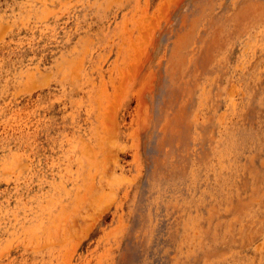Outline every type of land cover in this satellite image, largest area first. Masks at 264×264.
I'll use <instances>...</instances> for the list:
<instances>
[{
    "label": "rangeland",
    "instance_id": "374dc122",
    "mask_svg": "<svg viewBox=\"0 0 264 264\" xmlns=\"http://www.w3.org/2000/svg\"><path fill=\"white\" fill-rule=\"evenodd\" d=\"M190 1L0 0V264H264V0Z\"/></svg>",
    "mask_w": 264,
    "mask_h": 264
},
{
    "label": "bare ground",
    "instance_id": "6f19581e",
    "mask_svg": "<svg viewBox=\"0 0 264 264\" xmlns=\"http://www.w3.org/2000/svg\"><path fill=\"white\" fill-rule=\"evenodd\" d=\"M206 4H207V0H191L189 5L186 6L185 10L182 12V15L180 16V18L174 24V27L183 26V24L185 22H187L190 18L197 16L200 13V11L202 10V8H204L206 6ZM157 74H158V80L155 83V85L153 86V88H151V89H153V92L151 93V99H150L151 100V107L153 108L152 118L154 120L157 119V116L160 114L161 110L164 107H166V104L170 103V100H171L169 92L166 91V80H165V78L163 77V75L160 74V71H158ZM151 152H152L151 149L146 148V150H145L146 156H144V158H143L144 161H145V158L147 160V164H145V165L146 166L148 165V170L147 171L144 170L145 173L143 174V180L140 183V187L142 186L140 188L142 193H143L144 188L147 185H149L150 183L161 182L160 178L153 177V175L155 174V170H156V164L153 161V156L150 155ZM148 156H150V158H151L150 159L151 163L148 159ZM141 196H145V193L140 194V197Z\"/></svg>",
    "mask_w": 264,
    "mask_h": 264
}]
</instances>
